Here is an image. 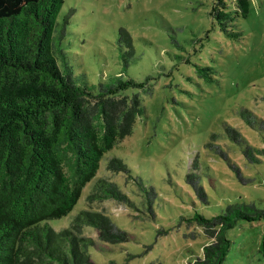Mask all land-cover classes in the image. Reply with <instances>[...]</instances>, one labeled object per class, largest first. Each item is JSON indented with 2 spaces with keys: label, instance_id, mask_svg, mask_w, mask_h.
<instances>
[{
  "label": "rangeland",
  "instance_id": "374dc122",
  "mask_svg": "<svg viewBox=\"0 0 264 264\" xmlns=\"http://www.w3.org/2000/svg\"><path fill=\"white\" fill-rule=\"evenodd\" d=\"M63 1L60 16L73 12L63 47L75 75L94 85L119 75L143 83L127 91L139 95L143 113L132 134L105 154L94 179L115 183L128 203L89 199L92 180L73 211L50 224L63 229L83 209L108 216L128 239L104 243L84 227L95 241V264H191L209 244L192 221L196 214L210 219L228 205L264 210V0H248L245 18L236 0H224L234 16L226 24L230 36L220 30L216 0ZM121 28L131 56L119 42ZM227 127L241 135L239 143ZM111 158L132 178L107 170ZM227 238L222 264H264L263 220L237 221Z\"/></svg>",
  "mask_w": 264,
  "mask_h": 264
},
{
  "label": "trees",
  "instance_id": "16d2710c",
  "mask_svg": "<svg viewBox=\"0 0 264 264\" xmlns=\"http://www.w3.org/2000/svg\"><path fill=\"white\" fill-rule=\"evenodd\" d=\"M63 3L0 0V264H95L89 255L95 241L84 235V227L96 230L104 243L128 239L108 216L85 209L63 229L50 224L73 211L105 154L132 134L143 113L139 95L127 94L143 83L119 75L94 85L75 75L63 47L73 12L60 16ZM216 6L220 30L233 35L226 25L234 19L232 12L224 11V0H216ZM235 8L237 15L247 17L248 0H236ZM118 33L131 56L126 31ZM226 132L232 141H241L233 128ZM250 153L248 148L246 157L255 162ZM106 167L132 178L117 158ZM187 180L199 194L198 183ZM92 188L89 199L128 203L113 182L96 179ZM240 220L264 221V210L254 204L228 205L210 219L196 214L192 221L209 244L191 264H222L231 246L227 231ZM261 245L264 253V241Z\"/></svg>",
  "mask_w": 264,
  "mask_h": 264
}]
</instances>
